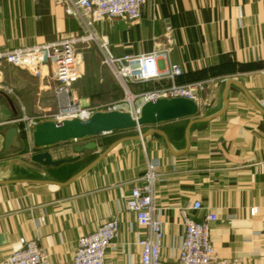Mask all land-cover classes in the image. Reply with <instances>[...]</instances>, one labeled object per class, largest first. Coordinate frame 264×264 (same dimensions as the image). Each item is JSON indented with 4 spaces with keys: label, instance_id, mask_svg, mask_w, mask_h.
I'll return each mask as SVG.
<instances>
[{
    "label": "crops",
    "instance_id": "0c3cea01",
    "mask_svg": "<svg viewBox=\"0 0 264 264\" xmlns=\"http://www.w3.org/2000/svg\"><path fill=\"white\" fill-rule=\"evenodd\" d=\"M93 32L108 41L115 57L168 49L167 65L183 71L178 85L207 82L195 100L199 113L37 150L33 130L14 121L23 115L21 105L35 116L40 81L4 64L0 80L20 100L5 95L12 107L0 94V153L3 133L13 126L21 130L24 146L0 154V262L38 241L52 264H72L78 240L116 217L119 234L106 263L139 264L143 230L124 205L133 188L144 184L150 163L158 177L155 205L164 222V264H178L184 235L179 209L196 202L202 209L191 211L192 219L218 218L210 239L220 258L264 264V0H158L146 3L138 22L105 20ZM85 35L80 22L52 1L0 5V52ZM99 53L82 52V78L74 88L83 107L113 101L119 87ZM42 84L56 86L48 72ZM170 85L153 81L131 85V91L142 95ZM90 143L97 149L74 163L53 168L30 161L38 151L54 159L75 157V147Z\"/></svg>",
    "mask_w": 264,
    "mask_h": 264
},
{
    "label": "built area",
    "instance_id": "2783aa9c",
    "mask_svg": "<svg viewBox=\"0 0 264 264\" xmlns=\"http://www.w3.org/2000/svg\"><path fill=\"white\" fill-rule=\"evenodd\" d=\"M65 8L69 17L77 19L86 30L84 37L45 42L32 47L0 52V70L4 64L20 67L40 81L50 75L56 89L53 93L56 109L48 115L29 117L25 114L14 123L25 124L27 132L43 121L61 122L72 119H88L98 111L125 110L138 116L141 106L149 100L160 97H184L195 101L207 82L178 85L176 79L183 71L178 65L168 64V49H157L143 55H124L115 57L106 40L99 41L93 32L96 23L114 20L135 23L141 20L146 3L158 0H49ZM3 0H0V5ZM94 41L103 55V64L112 72L114 78L127 94L123 104L118 102L100 108L83 107L75 90V84L82 78L77 45ZM170 81L171 85L151 93L133 95L130 84H142L153 81ZM0 93H5L19 101L15 90L0 80ZM102 108V109H101ZM47 114V113H46ZM140 131V129H138ZM157 174L154 166L148 164L144 184L133 188L125 201V210L135 215L143 237L137 245L140 248L139 264H164L162 249L164 246V222L155 205ZM202 205L180 208L184 235L178 249V264H249L239 259H223L217 255L211 243V224L218 220L214 214H208L201 222L190 217L191 211H200ZM255 210H253V213ZM120 229L116 217L105 222L94 233L81 237L72 264H107L106 252L118 237ZM0 264H52L38 241H29L12 253Z\"/></svg>",
    "mask_w": 264,
    "mask_h": 264
},
{
    "label": "water",
    "instance_id": "95a60500",
    "mask_svg": "<svg viewBox=\"0 0 264 264\" xmlns=\"http://www.w3.org/2000/svg\"><path fill=\"white\" fill-rule=\"evenodd\" d=\"M4 96L5 93H0ZM10 105L13 102L5 96ZM199 113L197 103L184 97L157 98L146 101L140 108L138 116H133L125 110L98 111L88 119H72L61 122L43 121L32 131V145L40 150L49 146L69 141H77L115 131L141 129L144 126L167 123L194 117ZM21 130L17 126L8 128L3 133V150L1 155H7L23 149ZM97 144L90 143L74 148L75 157L54 159L48 151H38L30 156V161L43 167L57 168L62 165L77 162L85 151H94Z\"/></svg>",
    "mask_w": 264,
    "mask_h": 264
},
{
    "label": "rangeland",
    "instance_id": "374dc122",
    "mask_svg": "<svg viewBox=\"0 0 264 264\" xmlns=\"http://www.w3.org/2000/svg\"><path fill=\"white\" fill-rule=\"evenodd\" d=\"M85 36H87V35H85ZM76 38H78V37H76ZM88 50H90L91 53H94V54H95V52L96 53L100 52L99 53L100 60L103 63V61H104L103 55H102V52L100 51L99 46L97 45V43L94 42V41H88L86 43L77 45V53H78V56H79V59H80V62H81L82 65H83L82 52L83 51H88ZM10 66L25 71L24 69H22L20 67H16V66H13V65H10ZM104 66L107 67L106 65H104ZM115 81L117 82L116 79H115ZM117 83L119 84V82H117ZM129 86H130V91H131V84ZM119 87H118V85H116L115 88H114V91L112 92V98H110V99L113 100V101H107L102 106L101 105L97 106L96 104H94V105H91V106H95V107H92V108H97L98 109L100 107H103V109H104V106L111 105V104L118 103V102L123 104V101L126 100L128 96H127L126 92L123 90V88L120 86V84H119ZM55 89H56V86H51V88L48 89L45 85H41V84L37 85V93H36L37 99H35V104H34V110H35V116L34 117H40V115H48L50 111L51 112L55 111L56 106H55V101H54V98H53V93H54ZM97 94L99 95V98H101L102 97L101 94H103V92L102 93L100 92V93H97ZM132 94H133V92H132ZM98 95L92 96L91 98L95 100V99H97ZM105 95H106V93H105ZM133 95H138V94H133ZM50 104H53L54 106L50 107L51 106ZM21 107H24V106L21 105ZM29 117H31V116H29Z\"/></svg>",
    "mask_w": 264,
    "mask_h": 264
}]
</instances>
